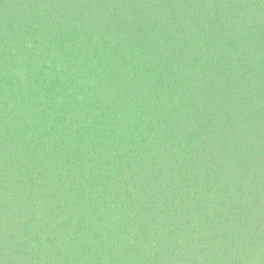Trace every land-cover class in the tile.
Returning <instances> with one entry per match:
<instances>
[{
  "label": "trees",
  "instance_id": "1",
  "mask_svg": "<svg viewBox=\"0 0 264 264\" xmlns=\"http://www.w3.org/2000/svg\"><path fill=\"white\" fill-rule=\"evenodd\" d=\"M0 264H264V0H0Z\"/></svg>",
  "mask_w": 264,
  "mask_h": 264
}]
</instances>
